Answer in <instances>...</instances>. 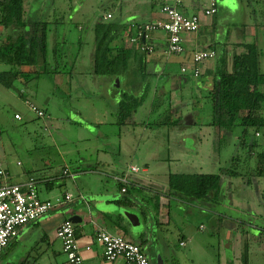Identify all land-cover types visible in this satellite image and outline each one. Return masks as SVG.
Masks as SVG:
<instances>
[{"label": "rangeland", "instance_id": "1", "mask_svg": "<svg viewBox=\"0 0 264 264\" xmlns=\"http://www.w3.org/2000/svg\"><path fill=\"white\" fill-rule=\"evenodd\" d=\"M240 1L245 5L241 7ZM209 3V0H199L201 6ZM127 2L125 0H26V17L30 22H47L49 27L48 43L60 44L59 57L64 44H83L84 52L94 42L93 23L97 17L105 10L112 12V20L121 18L123 8ZM264 1L255 0H220L219 1V21L212 28L211 34L221 42L253 41L259 39V44L264 51V28L256 26L257 16L263 19ZM104 16V15H103ZM242 22V23H241ZM243 22L248 25L242 26ZM2 30V29H1ZM0 30V43L17 42V38L10 39L5 30ZM228 30L233 35L228 34ZM260 35L259 38L257 36ZM232 37V38H231ZM122 40V39H120ZM53 45L49 47V67L56 65L55 51H51ZM67 51L69 48L66 49ZM72 50V49H71ZM53 54V56H52ZM177 58L180 55L170 54ZM48 57V58H49ZM60 59V58H59ZM212 61V59H208ZM207 60V61H208ZM59 61V60H58ZM261 70L264 72V53L261 58ZM64 69H71L63 66ZM8 66L0 63V70L7 69ZM24 71L33 72L34 68L22 67ZM29 69L30 71H28ZM133 65L129 66L128 75L122 74L112 77L109 82H103L97 86L93 77L89 74H75L74 80L70 83H62V87L56 88L55 74L40 72L30 76L28 81H16L15 88L8 89L0 84V125L4 129L3 141L0 143V157L3 167L8 166V160L16 164L17 160L27 163L34 160L48 159V155L61 151V158L56 163H50V171L61 173L64 163L69 164L72 169H76L80 159L96 158L100 142V132L108 131V142L112 154L111 157L118 159L120 164L136 163L141 165L146 155H149L155 145L160 144L162 139L161 131L156 130L149 122L155 121L159 114L157 110H151V104L156 103L150 95L143 106L139 107L127 124L119 126L116 116L118 98L125 91H130L127 78ZM173 70H178V63L172 64ZM190 78L187 80V88L182 89V97L179 93L171 96V106L175 108L181 102L184 103L182 109L184 119L192 114L198 122L208 120L211 113L210 102L206 103V98L199 88L200 78L192 72L186 73ZM152 77V76H151ZM155 77V76H153ZM118 80V81H117ZM119 84V85H118ZM155 85L153 80L152 87ZM168 88V87H167ZM198 88V89H197ZM201 89V90H200ZM168 90V89H167ZM23 91L24 93H20ZM182 99V101H181ZM26 100L42 109L46 116L38 117L32 111ZM205 104H207L205 106ZM207 107V109H206ZM207 111H206V110ZM18 113L22 119H15ZM70 119V120H69ZM211 115L209 116V120ZM147 128V131L145 130ZM198 127L188 129V132H198ZM145 130V131H144ZM242 128L234 129L233 137L229 135L222 139L220 156L212 160H200L202 157L195 156L192 151L185 152L182 158L184 164H189L188 168H182L187 172L217 173L221 167H227L231 156L236 151L237 135H240ZM216 135V131H213ZM163 135V134H162ZM217 136V135H216ZM216 136H213L216 137ZM107 142V143H108ZM194 145L188 138L187 145ZM192 147V146H191ZM68 149L67 152L65 150ZM191 150V149H190ZM182 153V152H179ZM150 156V165L156 172H162L163 166ZM194 159V160H192ZM203 159H209L203 155ZM217 160V161H216ZM17 166V165H16ZM188 166V165H187ZM21 166H17L20 169ZM100 168H102L100 166ZM175 170L174 167H171ZM54 170V171H53ZM246 172V171H245ZM103 173V172H101ZM155 174V173H154ZM82 176V175H81ZM155 179L158 184H166L165 180L158 174ZM250 175L245 177L249 178ZM63 176L60 180H55L58 194L70 189L73 195H78V187L84 186L83 179ZM252 182L246 183L242 177H223V184L220 189L219 198H195L185 197L184 199L175 196L177 200H182L183 207L176 209L172 207L171 222L162 228L168 231L170 237L171 252L165 254L163 264H242L241 256L244 251L245 236L242 231H250L248 238L251 243L250 264H264V246L257 245L259 233L248 226L239 232L234 230L239 221L262 222L264 220V178L251 177ZM60 181L62 183H60ZM90 190H97L100 181L92 182ZM176 200V199H175ZM195 201L196 207L193 205ZM219 200V201H218ZM218 202L220 204H218ZM180 203V202H179ZM192 203V204H191ZM206 206L209 209H206ZM254 228V224H253ZM255 233V234H253ZM194 235L196 240L189 241L186 246H180L178 239L184 235ZM16 244V243H15ZM12 245L8 251L0 255V264L8 257H15L18 260L25 259L22 264H49V257L45 255L39 258L40 253L45 250L38 247L23 254L17 252L18 247ZM161 247L148 248L147 252L151 257L150 264H160L158 260L161 254L157 251ZM156 249V250H155ZM191 249V250H190ZM65 256V255H64ZM61 254V260H65ZM163 258V257H162ZM6 264V263H5Z\"/></svg>", "mask_w": 264, "mask_h": 264}, {"label": "crops", "instance_id": "2", "mask_svg": "<svg viewBox=\"0 0 264 264\" xmlns=\"http://www.w3.org/2000/svg\"><path fill=\"white\" fill-rule=\"evenodd\" d=\"M125 1L127 2V5L125 6V9L123 8L121 18L128 24V29L125 30V33L122 35V40L116 41L115 44H124L129 48H134L138 53L145 55V57L134 55L130 59V65H133L130 78H137L139 80L141 74L137 72V69L140 65L146 64V77L151 82L154 80V91L158 89L164 98H166L170 91L171 96L174 97L175 93H179V96L182 97V89L187 88V80L190 78L186 73L191 72L193 67L191 60L192 52L200 49H214L217 52V56L221 53L222 45L220 47L219 45L215 46L213 43L218 40L215 35L211 34L212 28L217 25L219 21L218 13L220 0H217V12L215 13L216 20H214V17L209 18L203 16L202 26L197 32L186 33L183 35L186 51L177 58L171 57L167 52V34L163 30H154L149 33V37L146 40L143 38L142 42L151 46L153 48L152 51H142L140 47L141 43L132 42V36L129 38L127 37L129 30L133 32L138 31L139 28L143 27L145 24L162 17L160 2L158 0ZM255 1L259 2L264 0ZM240 5L241 7H244L245 4L240 1ZM207 6V3L205 6H201L199 0H185L182 5V10L186 13H201ZM109 12L108 10H105L95 19L92 30L101 17L104 18ZM110 13L113 15L112 12ZM261 16L263 19H260L258 15L256 20V26L260 27V29L264 28V15L262 14ZM246 25H248V23L243 22L242 26ZM262 31H264V29ZM228 34L233 35L230 30H228ZM262 35L264 36V32ZM7 36H9L10 39L16 37V35L14 36L12 34H7ZM259 37L260 35L257 36V38ZM231 40V42L228 41L226 48L228 53L242 52L244 49L242 46H239V44L234 45L232 43L252 42L247 40ZM257 41L261 50V66V58L264 51L259 44V39ZM50 45H53L51 51H55L54 59L67 61L71 68L73 67L72 69L75 74H89L93 77V81L97 86L101 85L103 82H109L108 79L97 77L92 72L94 63V42L86 52H84L83 44H64L63 49H61L62 54L60 59L58 58V56H60L58 53V51L60 52V44H49V47ZM67 48H69L68 51L66 50ZM231 56L232 54L229 57L231 58ZM216 59L217 57L212 58V61H205L201 65V72L199 76H197L200 78L199 88L210 89L213 87L215 81L214 70ZM49 61L52 63L55 60H52L49 57ZM176 63H178V70H173L172 64ZM183 66H187V72L182 71ZM27 70L30 71L29 69ZM33 74L35 73H32L31 76ZM55 75L56 78H59L58 80H55L57 89L62 87L65 90L66 85L61 86L60 82L66 84L70 82L74 83L73 81L76 80L68 73H57ZM143 77L144 76H142V78ZM130 78H127L126 83L131 84ZM129 84L128 86H130ZM143 85L144 84L138 85V87L141 86L142 88ZM21 92L23 93V91ZM137 92L141 93V90H137ZM208 101L209 100H207L206 103H208ZM183 105L184 103L181 102L176 105L175 108L173 107V109L183 114L184 112L180 108ZM206 105L207 104H205V106ZM196 113L197 112H195V114ZM192 114L194 113L192 112ZM192 114L183 119V123L172 128L154 127L156 130L162 132V139L160 144L153 147L149 155H153L154 158H157L160 164L164 167L163 171L160 173L156 172L155 169H152V165H150L151 162L148 161L150 160L149 155L145 156L141 165L136 163H127L123 165L119 163L118 159L112 158L110 154H112L113 151H111V149L113 148L111 146L109 148L108 145L111 142L107 141L108 135L111 133L108 131H104L103 133L100 132L99 134V143L102 141L105 144H99L98 151H96V158L90 160L86 155V158L80 159L76 169H72L69 164L64 163L62 169L64 170L67 168L69 174H64L63 170L61 173L50 171L49 164L56 163V161L61 158L60 150H58L57 153L54 152L53 155H48V159L42 158L41 160H34L32 162L30 160L26 167H23L24 163L20 160H17L16 164L8 160V166L3 167L4 165L0 157V169L4 171L3 174H0V186L25 183L33 177L41 199L56 201L58 198L64 197L66 193L71 194L72 196L71 199L64 200V202L56 205L46 215L22 226L19 229L17 236L11 239L8 246L0 253V255L3 253L5 254L12 245H16L15 248H19L17 249L19 254H23L25 251L30 252L38 247H43L45 250L43 251V255L42 252L40 253L39 258L49 254L52 255V257H49V264H71L63 251L61 240L57 237V229L64 220L69 219L73 214H77L81 217V221L75 225H77V238L80 252L83 256L82 264H130L124 258H118L115 261H108L105 259L103 246L95 238V235L99 230L122 235L130 241L139 244L149 256L150 260L151 257L148 254L147 249L159 246L161 248L157 249V251L161 254L160 258L165 261V259H167L165 254L171 252V245L170 237L167 236L169 230H164L162 227L171 222L172 207L174 206L176 209L180 210L181 207H183L184 202L182 200H177L175 196L173 198L171 195L168 197L166 191H168L170 173L197 172H187L183 170L184 168L189 167V164H187L188 166L184 164L185 159L182 158V155L185 154V152L192 151L195 153V156L202 157L199 161H213V159L218 158L217 151L213 149L214 139H216V137L213 138V136H216L213 133L215 129L208 124L211 113H209L208 120L204 123H195L193 119H190L192 118ZM196 127L199 128L197 133L188 132V129H194ZM145 130L147 131V128ZM188 138L194 143V145L191 144L192 147L187 145ZM67 151L68 149L65 150V152ZM203 155L207 156L209 159H203ZM16 165L21 166L20 169H18ZM132 165L139 166L140 170L138 172H132L130 170V166ZM100 166L102 168H100ZM171 167H174L175 170H172ZM203 169V166H201L199 169L200 171L198 172L201 173ZM158 174L163 180H165L166 184L157 183L158 181L155 179ZM64 175L71 177V181L74 182H76V177L80 176V178L83 179L84 186L83 188L78 187L77 196L73 195L72 191L68 188L58 194L56 184L53 182L55 180H60ZM124 175L128 176L130 180L129 184H123L119 180V178ZM98 179L100 185H98L97 190L93 189L91 191V183L98 181ZM60 183L62 182L60 181ZM125 186L127 190L123 192L122 188ZM192 203L194 204L193 206L196 207L195 201ZM206 209H209V207L206 206ZM127 213L131 215V218L130 216H127ZM234 230L239 232V229H237L236 226H234ZM191 240H196L195 236L192 234L181 236L178 239L180 246H186ZM87 246H90V249H87ZM252 248L253 247L250 249L251 253L256 252L252 251ZM9 254L10 253H7V258L5 257L7 260L2 261V264H22L21 262L23 260L25 261V259L18 260L15 255L8 257ZM60 254L66 256L65 260L60 259Z\"/></svg>", "mask_w": 264, "mask_h": 264}, {"label": "trees", "instance_id": "3", "mask_svg": "<svg viewBox=\"0 0 264 264\" xmlns=\"http://www.w3.org/2000/svg\"><path fill=\"white\" fill-rule=\"evenodd\" d=\"M25 2L26 0H0V30H5L10 35H16L15 38L18 40L17 42L4 41L0 43V63L8 66L7 69L0 70V84L12 89L15 88L16 81H28L33 72L24 71L22 69L24 66L33 67L36 74L40 72L68 73L73 78L75 75L73 67L70 70L63 67L67 66V61L56 60V65L53 68L49 67V27L47 22L39 20L30 22L27 19ZM112 19L114 18L105 20L101 17L93 27L94 63L92 72L97 77L108 80L126 74L129 70L130 59L134 55L145 57L134 48H129L124 44H115L128 29V24L122 18ZM136 34L137 31L129 30L127 37ZM141 43L143 42L141 41ZM213 44L219 45V47L223 46H221V53L216 55L214 85L210 89L201 91L202 96L204 94L208 98L212 109L208 124L216 130L217 136L214 139L213 149L220 156L222 139L227 135L230 139L233 137L234 129L241 127V133L237 135L236 151L231 156L229 165L221 167L217 173H170L168 191H166L168 197L171 195L172 198L179 196L182 199L185 197L217 199L224 183V176L242 177L248 184L252 182L251 177L264 178V72L260 66L261 50L258 41L232 43L239 44L244 48L242 52L234 53H228L226 50L228 42L226 41H216ZM58 58L61 57L58 56ZM137 72L141 74L140 79L130 78L131 84L128 83L131 86H129L130 91L123 92L122 96L118 98L116 107L118 125L127 124L138 108L144 105L149 95L156 102L151 104L150 111L157 110L155 112H158L159 117L155 121L149 122L148 126L169 129L183 123V114L171 106V91L166 98L158 89L154 91L152 82L146 77V64L140 65ZM142 76L144 77L142 78ZM137 84L144 85L141 88ZM137 90H141V93ZM190 119H193L195 123L198 122L194 114ZM0 128L3 139L4 129L1 126ZM247 175L250 177L245 179ZM218 204L220 203L218 202ZM248 223H250L251 229L259 233L258 240L256 239L257 245L264 246V220L256 223L239 221L236 228L244 230ZM76 227L77 225H75ZM249 232L242 231L245 236L244 251L241 256L242 264H250L251 243L252 245L254 243L250 242L247 236Z\"/></svg>", "mask_w": 264, "mask_h": 264}, {"label": "built area", "instance_id": "4", "mask_svg": "<svg viewBox=\"0 0 264 264\" xmlns=\"http://www.w3.org/2000/svg\"><path fill=\"white\" fill-rule=\"evenodd\" d=\"M160 2V11L162 17L140 27L135 36H132V42L141 43L143 38L146 40L149 33L154 30H163L167 34L169 54L182 55L186 49L184 46V37L186 33L197 32L202 26L203 16L212 18L217 12V0H209L208 6L201 13H186L182 10L185 0H158ZM112 14L109 12L104 17L109 19ZM142 51H152L153 48L148 44H140ZM217 55L214 49H200L192 52L193 67L191 72L194 76H199L201 65L208 59L215 58ZM183 72H187V66L182 67ZM29 108L36 112L38 117H45V112L35 104L26 101ZM16 119H22L18 113ZM2 140V130L0 128V142ZM132 172H138L139 166H130ZM64 174H69L67 168L63 170ZM3 170L0 169V174ZM123 184H129L128 176L119 178ZM126 191V186L122 188ZM71 194L66 193L64 197L56 201L44 200L39 197L36 182L31 177L25 183H16L0 186V253L8 246L11 239L17 236L19 229L29 222L49 213L56 205L71 199ZM57 237L61 240L63 251L71 264H82L83 256L80 252V246L76 234L75 223L69 219L64 220L57 229ZM95 238L103 246L105 259L115 261L118 258H124L130 264H150L149 256L143 251L141 246L130 241L122 235L112 234L108 231L99 230ZM90 249V246H87Z\"/></svg>", "mask_w": 264, "mask_h": 264}, {"label": "water", "instance_id": "5", "mask_svg": "<svg viewBox=\"0 0 264 264\" xmlns=\"http://www.w3.org/2000/svg\"><path fill=\"white\" fill-rule=\"evenodd\" d=\"M214 20H216V15L214 14ZM127 216H130L131 218V215L127 213ZM69 220L72 221L73 223L77 224L81 221V217L78 216L77 214H73L69 217ZM160 261V264H163V260L159 257L158 259Z\"/></svg>", "mask_w": 264, "mask_h": 264}]
</instances>
